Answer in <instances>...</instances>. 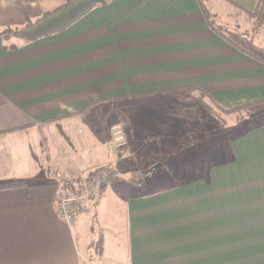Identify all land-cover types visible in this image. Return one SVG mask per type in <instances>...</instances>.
Here are the masks:
<instances>
[{"label":"crops","instance_id":"0c3cea01","mask_svg":"<svg viewBox=\"0 0 264 264\" xmlns=\"http://www.w3.org/2000/svg\"><path fill=\"white\" fill-rule=\"evenodd\" d=\"M10 1L0 0V32L20 29L26 17L35 20L63 5V0ZM258 2L209 0L214 25L228 38H243L252 26L245 13ZM259 34L252 43L264 49ZM83 85H106L117 98L193 91L224 110L258 102L223 115L224 124L229 118L242 124L252 110L264 112V65L215 34L196 0H115L33 43L0 35V185H29L0 190V264H85L101 230L99 264H264V125L231 139L229 161L201 173L192 170L189 181L138 195L113 184L100 194L93 214L83 212L74 224L61 220L54 207L61 182L113 166L95 167L84 157L89 171L83 175L74 170L80 158H52L49 129L78 130L83 124H58L62 116L37 119L46 111L35 107ZM51 120L56 124H48ZM103 206L122 215L124 258L119 250L112 259L104 257L109 225L98 224ZM112 225L114 233L120 231Z\"/></svg>","mask_w":264,"mask_h":264},{"label":"rangeland","instance_id":"374dc122","mask_svg":"<svg viewBox=\"0 0 264 264\" xmlns=\"http://www.w3.org/2000/svg\"><path fill=\"white\" fill-rule=\"evenodd\" d=\"M13 2L5 0V4ZM229 38L234 39L232 41L237 44L234 36ZM263 39L264 31L256 40L260 43ZM237 41L242 48L255 52L244 40L238 37ZM106 87L83 85L78 91L69 90L65 97L52 98L46 104L37 105L35 107L37 113L46 111L37 115V119L62 116L58 124H83L78 130L69 127L49 129L55 139L51 157L59 159L64 154L71 159L80 158L82 162L76 163L74 170L83 175L85 171H89L86 159L83 161L84 157L87 160L92 159L95 167L110 162L113 166L110 167L118 171L122 179L115 187L129 190L132 195L175 186L193 179L194 176H189L193 174L192 170L201 173L202 168L219 166L229 161L230 140L264 123V112L254 113L255 110H252L249 111L251 113H245L247 119H243L242 124H233L235 120L231 118L224 124L223 115H220V118L215 117L199 104L177 101L198 96L202 99V95L193 91L169 97L117 98L111 95ZM203 100L211 105L206 97ZM65 103H68L67 106H63ZM90 104L92 105L83 114L78 113ZM225 125L228 126L227 131H224ZM43 134L47 137L45 133ZM190 144L195 147H191ZM41 145L47 154L48 140L45 139ZM156 164H160L161 168L150 177L149 170ZM36 168L38 177L41 165L37 164ZM181 173L186 176L180 175ZM146 180L148 182L144 183ZM99 201V197L94 199L84 212L93 214ZM98 219L100 228L109 225V229L105 231L104 257L112 259L114 252L119 250L124 258L127 252V238L124 228L120 225L121 213H113L108 206H103L99 210ZM110 225L120 231L114 233ZM100 232L103 233L102 230ZM95 255L93 248L88 249L85 264H99L95 263L97 260Z\"/></svg>","mask_w":264,"mask_h":264},{"label":"trees","instance_id":"16d2710c","mask_svg":"<svg viewBox=\"0 0 264 264\" xmlns=\"http://www.w3.org/2000/svg\"><path fill=\"white\" fill-rule=\"evenodd\" d=\"M113 1L115 0H63V5L60 8L45 13L43 16L35 20L25 18V24L22 28L5 29L2 32H0V35L3 36L5 39L17 38L24 41L25 43H33L42 38L63 32L71 25L76 23L79 19L87 15L94 8L105 6ZM196 2L197 5L199 6L203 18L205 19V22L215 34L221 36L223 40H225L227 43H229L238 51H241L242 53L252 57L256 61L264 65V49L256 48L253 46L252 43L253 38L257 36L259 32L264 28V0H259L255 10L252 13H245L249 21L252 22V26L250 31L243 38H240L244 40L245 43L250 48L255 50L254 53L249 52L245 48H242L238 43L236 44L230 38L219 32L218 27L214 25L215 15L211 11L209 0H196ZM199 95H202V99L198 96V97H190L188 99H178L177 101L185 104H192V103L199 104L200 106H203L210 115L219 118L220 115L237 114L242 111H246L248 108L256 104L258 105L257 102V103L241 106L238 108H234L231 110H224L213 103L211 105L207 104L203 100L204 97H206L205 94L200 93ZM91 105L92 104L88 105L84 110H82V112H79V114H83L86 111V109H88V107H90ZM57 120H51L49 122H55ZM261 124L263 125V123ZM190 146L195 147L194 145L191 144ZM97 181L101 183L100 187L98 188V192L99 194H101L102 192L105 191L107 186L116 184L122 181V179L119 177L118 171L114 170L110 166H104L92 171L84 178L79 177L70 181H62L61 188L73 190L74 189L73 186L75 185H79V188H82L87 185H92ZM46 185H53V184L51 182H48L46 183ZM28 186L29 185L24 182H9L0 185V190L20 189ZM103 244H104L103 235L102 233H99L96 241L90 245V247L93 248V250H95V254H96L95 256L99 257L102 255Z\"/></svg>","mask_w":264,"mask_h":264},{"label":"built area","instance_id":"2783aa9c","mask_svg":"<svg viewBox=\"0 0 264 264\" xmlns=\"http://www.w3.org/2000/svg\"><path fill=\"white\" fill-rule=\"evenodd\" d=\"M100 182L73 190L62 189L57 195L54 207L57 216L68 224H74L91 202L100 196Z\"/></svg>","mask_w":264,"mask_h":264},{"label":"water","instance_id":"95a60500","mask_svg":"<svg viewBox=\"0 0 264 264\" xmlns=\"http://www.w3.org/2000/svg\"><path fill=\"white\" fill-rule=\"evenodd\" d=\"M161 168V165L160 164H156L152 167V169L149 170L150 172V177H153L156 172Z\"/></svg>","mask_w":264,"mask_h":264},{"label":"flooded vegetation","instance_id":"af4514ba","mask_svg":"<svg viewBox=\"0 0 264 264\" xmlns=\"http://www.w3.org/2000/svg\"><path fill=\"white\" fill-rule=\"evenodd\" d=\"M150 176V175H149Z\"/></svg>","mask_w":264,"mask_h":264}]
</instances>
